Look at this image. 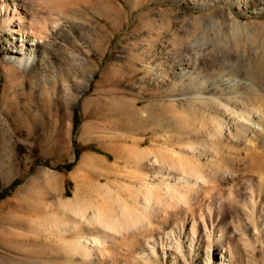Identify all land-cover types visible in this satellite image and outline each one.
<instances>
[{"label":"rangeland","instance_id":"374dc122","mask_svg":"<svg viewBox=\"0 0 264 264\" xmlns=\"http://www.w3.org/2000/svg\"><path fill=\"white\" fill-rule=\"evenodd\" d=\"M0 1V264H264V0Z\"/></svg>","mask_w":264,"mask_h":264},{"label":"bare ground","instance_id":"6f19581e","mask_svg":"<svg viewBox=\"0 0 264 264\" xmlns=\"http://www.w3.org/2000/svg\"><path fill=\"white\" fill-rule=\"evenodd\" d=\"M49 1H51V2H53L54 0H49ZM1 2V1H0ZM3 2V1H2ZM13 18H14V15H13ZM12 17H11V23H12V25L11 26H9L8 28H6L8 31L10 30V28H12V31H10V32H8V34H13V33H15L16 31H21V25L19 24V23H15L16 21H15V19H13ZM15 21V22H14ZM29 41H34V40H31V39H25V38H23L22 40H21V42L20 43H17V41H16V44H14L15 45V47H17L18 48V50L20 51V52H23L24 50H25V46L26 45H28V42ZM14 43V42H13ZM30 46H32V45H34V42H32V43H30L29 44ZM18 61H17V65H20L22 68H24L25 70H27V69H29V68H31L32 67V64H33V62H34V60H35V57L33 56V55H28V56H24V57H19L18 59H17ZM245 111H247V110H245ZM254 112V111H253ZM251 113H252V111H251ZM245 114V113H244ZM247 114V113H246ZM260 114H261V112H260ZM252 115V116H251ZM240 116V115H239ZM243 116V115H242ZM260 115H259V112L257 113H252V114H248V115H245V124H247V126L249 127V128H251L252 130H258V129H260L261 127H260V125L261 124H259V122L258 121H256L255 120V118H258ZM241 117V116H240ZM261 117V116H260ZM244 118V117H243ZM241 120V119H240ZM243 121V120H242ZM261 131H262V128L260 129ZM247 132V131H246ZM249 133V132H248ZM251 134V133H250ZM256 134V133H255ZM255 136V135H254ZM250 146V145H249ZM186 187V186H185ZM149 204V200H146V206H149L148 205ZM69 226V225H68ZM67 226V227H68ZM66 227V228H67ZM96 244V243H95ZM220 264H224V261H223V259L221 258V261H220Z\"/></svg>","mask_w":264,"mask_h":264},{"label":"trees","instance_id":"16d2710c","mask_svg":"<svg viewBox=\"0 0 264 264\" xmlns=\"http://www.w3.org/2000/svg\"><path fill=\"white\" fill-rule=\"evenodd\" d=\"M76 158H78V152L75 153V159ZM71 166H72V162H69V163L65 164L63 167L65 169H69ZM0 197H3V196H0Z\"/></svg>","mask_w":264,"mask_h":264}]
</instances>
